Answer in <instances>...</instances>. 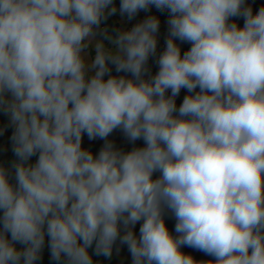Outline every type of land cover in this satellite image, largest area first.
<instances>
[{"label": "clouds", "instance_id": "1", "mask_svg": "<svg viewBox=\"0 0 264 264\" xmlns=\"http://www.w3.org/2000/svg\"><path fill=\"white\" fill-rule=\"evenodd\" d=\"M151 6L169 12L168 36L145 78L156 16L113 37L101 28L113 0H0V110L15 155L0 164V264H36L46 235L64 264H93V244L110 257L118 239L132 264H264V7L121 0L119 12ZM115 129L144 146L117 149ZM85 133L105 140L98 154Z\"/></svg>", "mask_w": 264, "mask_h": 264}, {"label": "crops", "instance_id": "2", "mask_svg": "<svg viewBox=\"0 0 264 264\" xmlns=\"http://www.w3.org/2000/svg\"><path fill=\"white\" fill-rule=\"evenodd\" d=\"M110 23L111 24L106 25V28L114 31L112 33L117 35V33L119 31L130 30L131 27L135 26L138 22H137V20H131L130 21V19L127 17H120V18H117L115 21L110 22ZM110 68H111V71H112V69H114V73L113 74L111 73L112 75L118 74L115 66L110 65ZM157 72L158 71L156 69H153V71L147 72L145 78H149L150 76H154ZM122 75H126V74L122 73ZM129 77H131V76H129ZM185 95L186 94L181 93L176 97L177 108H179V106L182 103ZM13 132H14V126H12L10 124L9 116L3 110H0V164H3L2 162H4V160L6 159L8 154L13 152V150H12L13 144H12V140H11ZM107 139L112 141L114 143V146L117 149H120L124 152H126L129 149L134 148L137 144L144 142L143 139H138L135 142L129 141L121 129H115L109 135V137ZM104 143H105V140H103L101 138H99L97 141L91 143L89 140V137L86 133L83 135V138H82V147L90 150L94 155L99 153V151L103 147ZM37 158L38 157L31 158V162L34 163ZM3 165L5 167L10 166V165H6V164H3ZM156 175H159V173L158 172L154 173V177ZM170 215H171V213L165 214V223L166 224L170 223V220L168 218V216H170ZM0 216H2V211H0ZM142 222L143 221L137 222L135 227L132 228V231L133 232L139 231ZM121 228H122L123 234H124L125 230H124L123 226Z\"/></svg>", "mask_w": 264, "mask_h": 264}, {"label": "rangeland", "instance_id": "3", "mask_svg": "<svg viewBox=\"0 0 264 264\" xmlns=\"http://www.w3.org/2000/svg\"><path fill=\"white\" fill-rule=\"evenodd\" d=\"M113 1H119V0H113ZM245 6H250L253 14H255L259 11V9L261 7H264V0H245ZM152 9H156L155 6H152ZM230 22H235V23H237V25L239 27H243L244 18L242 16L232 17L230 19ZM112 32H114V31L108 29V33L111 34L113 37H115L116 34H113ZM147 69H148V72H151V71H153V69H155V67L153 66V64L150 61V57H149V60L147 62ZM122 73L123 72H121V74L118 73L117 76L122 75ZM125 74L128 76H131L130 73H125ZM98 139H99V137H98ZM158 176L159 175H156L154 178H156ZM168 218L170 220V223L166 224V226L168 227L169 231L173 235H176V233H175V223H176L175 218L172 216V214L170 216H168ZM134 233L136 234L137 237H139V231H134ZM121 235H123L122 228H121ZM9 239H10V234H9ZM48 239L49 238L46 235L45 236V244H44V247L40 253V259L37 260L36 264H62V263H64L63 259L61 261H56V260H53L51 258V252H50V248L48 246ZM15 246L17 247V249H22L25 247V245H22L19 243H17ZM94 249H95V246L93 247V249L89 250V254L92 257L93 264H132L131 253L129 252L127 245L121 244L119 239L113 245V251H112V255L110 257H105L103 255H96ZM181 250L185 254L191 255L197 261H201V260L208 261V260L213 259V257L206 255L204 252L199 251V250L194 249V248H191V247L183 246Z\"/></svg>", "mask_w": 264, "mask_h": 264}, {"label": "built area", "instance_id": "4", "mask_svg": "<svg viewBox=\"0 0 264 264\" xmlns=\"http://www.w3.org/2000/svg\"><path fill=\"white\" fill-rule=\"evenodd\" d=\"M120 3L121 0L119 1H113V5L117 8V12L113 15L108 16V18L106 20H104L101 24V28H106V21L108 22H113L115 21L117 18L120 17H127V15H121L119 12V7H120ZM111 7V6H110ZM148 16H156L160 22V26H159V31L157 33V49H156V53L153 56H150V61L153 64V66L155 67V69L158 71L159 70V66L157 63V60L159 58V55L161 53H163V51L166 48V39L168 36V24L167 21L168 19H162L158 14H156L155 9H152V6L149 8L148 11H139L131 20H137L138 23L142 22L145 18H147ZM128 18V17H127ZM132 28V27H131ZM177 44L180 46L181 48V54H183V52L187 51L190 48V43L187 42H181L179 40L176 41ZM188 94L187 89H181L179 94ZM167 95H171L170 90L166 93ZM91 143L95 142L98 140L97 138H93V139H89ZM166 214H170V212L166 211Z\"/></svg>", "mask_w": 264, "mask_h": 264}, {"label": "trees", "instance_id": "5", "mask_svg": "<svg viewBox=\"0 0 264 264\" xmlns=\"http://www.w3.org/2000/svg\"><path fill=\"white\" fill-rule=\"evenodd\" d=\"M155 12H156V14H158L162 19H168V18H169V12H168L167 10L159 11V10L155 9ZM106 24L109 25V24H111V23L108 22V21H106ZM111 73H112V74L114 73V69H112ZM143 146H144V142H141V143L137 144L135 147H143ZM132 149H133V148H132ZM132 149H129V150H127V151H130V150H132ZM127 151H126V152H127ZM35 157H37V156H33L32 158H35ZM13 160H15V155H14L13 152H11V153L8 154V156L6 157V159L4 160V162H2V163H3V164H6V165H11V162H12ZM94 246H95V244H93V246L90 247V248L88 249V251L91 250V249H93ZM62 264H64V263H62Z\"/></svg>", "mask_w": 264, "mask_h": 264}]
</instances>
